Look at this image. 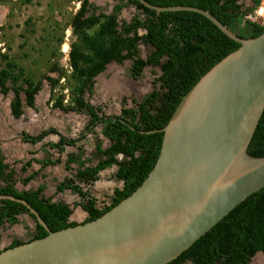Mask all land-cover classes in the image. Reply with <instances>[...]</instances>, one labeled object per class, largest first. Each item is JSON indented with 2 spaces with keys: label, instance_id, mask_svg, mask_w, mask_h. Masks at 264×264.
I'll return each mask as SVG.
<instances>
[{
  "label": "trees",
  "instance_id": "obj_1",
  "mask_svg": "<svg viewBox=\"0 0 264 264\" xmlns=\"http://www.w3.org/2000/svg\"><path fill=\"white\" fill-rule=\"evenodd\" d=\"M161 7L192 6L208 10L238 37L253 38L264 32L259 23L244 21V15L258 5L244 7L239 0H146ZM133 6L135 13L130 20L120 19L125 6ZM75 36L68 53V68L54 63L49 71L56 76L43 74L35 79L24 66L7 51L0 49V92L7 96L12 92L10 110L14 118L24 114V106L35 108L36 95L46 80L50 87L51 107L64 112L85 113L88 121L85 130L91 132L98 125L109 145L96 146L99 160L86 165L83 150L67 153L65 167L75 173L59 182L58 189L68 188L80 196L79 204L88 216L82 223L93 220L130 195L148 176L158 158L163 132L182 97L200 77L240 43L228 37L215 23L201 13L191 10H165L159 13L139 0H117L109 13H105L90 0H80L79 7L70 20ZM62 43V36L57 39ZM150 47L146 57L139 54V44ZM131 60L129 75L138 79L146 66H159L160 73L154 78L152 90L135 106L120 109L119 113L107 114L102 106L94 105L85 98L94 93L95 77L106 70L110 63ZM60 80H63L62 83ZM67 89V93L64 90ZM50 134L59 135L56 142H47L50 149L62 152L65 146H76L85 137L62 136L55 127H48L37 134L22 132V140L35 144ZM247 154L253 158L264 157V110L247 146ZM121 156V157H120ZM44 158L41 167L60 162ZM31 161L25 165L28 167ZM117 166L115 176L122 181L115 187L109 203L97 207V199L80 183L90 184L98 179L99 172ZM4 163L0 151V195L13 196L0 199V227L6 222L17 223V216L27 213L36 220L35 232L28 240L47 235L29 208L18 200H24L46 223L51 231L77 224L70 220L72 209L62 201H52L43 195L44 186L36 189L15 188V170ZM31 176V175H30ZM25 179L24 181H28ZM77 181V182H76ZM26 241L13 239L0 251ZM264 253V187L248 195L210 230L198 238L188 249L166 264H250L256 252Z\"/></svg>",
  "mask_w": 264,
  "mask_h": 264
},
{
  "label": "water",
  "instance_id": "obj_2",
  "mask_svg": "<svg viewBox=\"0 0 264 264\" xmlns=\"http://www.w3.org/2000/svg\"><path fill=\"white\" fill-rule=\"evenodd\" d=\"M139 1L157 13H201L240 46L182 97L161 129L155 165L130 195L93 220L56 231L18 200L48 233L0 251V264H166L264 187V157L246 152L264 110V32L243 39L208 10Z\"/></svg>",
  "mask_w": 264,
  "mask_h": 264
},
{
  "label": "rangeland",
  "instance_id": "obj_3",
  "mask_svg": "<svg viewBox=\"0 0 264 264\" xmlns=\"http://www.w3.org/2000/svg\"><path fill=\"white\" fill-rule=\"evenodd\" d=\"M79 2L80 0H0L1 51H7L11 56L15 57L24 66L26 72L33 75L35 79L41 78L43 74L56 76V73L49 71V67L57 63L59 67L68 68L70 44L75 38L71 31L70 20L79 7ZM90 2L99 6L103 12L109 13L117 3V0H90ZM240 2L244 7L252 4L251 0H240ZM134 13L135 8L128 5L121 10L119 18L130 20ZM59 36H62L61 44L57 42ZM138 48L141 57H146L150 51V47L143 43H140ZM130 64L131 60H125L122 63H110L106 70L97 77L93 95L89 96L86 93L85 98L94 105L102 106L107 114L119 113L123 106H135V100L139 101L146 93L152 90L154 78L159 75L160 67L146 66L142 76L134 79L128 72ZM62 81L60 80L61 83ZM64 93H67V89L64 90ZM49 96V84L46 80H43L41 89L36 95V113L33 112L29 115L31 111L24 106L26 112H24L23 117L20 119L14 118L10 113L9 107L12 97L11 91L8 92L7 96H3L0 93V108L6 116V120H10V123H12L11 127L14 125L13 130L15 129L16 131L21 129V131L34 135L39 133L40 130L58 126L56 130L58 131L59 129L60 132H58L67 138H77L81 133L85 134V137L78 141L76 146H65L62 152H58L57 149H50L46 145L47 142H45L46 139L49 142H56L58 140L56 136H59L57 134L47 135L41 142L33 146L36 147L37 151L35 154L36 159L40 161L44 158L56 160L60 156V163L52 165L49 170L52 173L53 169H59V177H55L52 174L51 176L48 175L50 188L54 187V193L51 195L53 197L57 193L55 190L56 183H58L57 180L72 176L75 173V164L71 165V169L64 167L67 153L76 152L77 148L81 147L83 150L82 157L87 159L89 165H94L98 157L94 150L95 147L100 142L101 147L105 148L109 145V141L101 134L100 125L96 126L91 132L85 130L84 126L88 121L86 114L61 112L60 109L51 107L48 102ZM43 108H48L49 110H44ZM40 111L50 114H41ZM30 116L36 121V123L33 122L31 124L33 126V128L31 127L32 129L28 128ZM45 118L48 120L43 123ZM52 137L54 140H51ZM40 161H36V163H40ZM37 166L40 169V165L37 164ZM116 168L117 166L113 165L99 175L100 179L109 182L101 183V188L104 189L103 193L97 190L99 188L98 183L90 185L94 195L99 196L100 203L110 200L113 188L116 185L121 186V182L114 176ZM18 179H20L19 183L23 184V172L20 173ZM16 186L21 188L18 183H16ZM55 198L57 199L58 195ZM69 200L70 202L79 201L76 195L71 196ZM71 218L73 220H81L82 217L75 216L74 213L70 220H72ZM34 229L32 219L28 215H21L19 223L14 225L5 224L3 226L0 232V248L8 245L13 239L28 240ZM250 264H264V253L256 254L251 259Z\"/></svg>",
  "mask_w": 264,
  "mask_h": 264
},
{
  "label": "crops",
  "instance_id": "obj_4",
  "mask_svg": "<svg viewBox=\"0 0 264 264\" xmlns=\"http://www.w3.org/2000/svg\"><path fill=\"white\" fill-rule=\"evenodd\" d=\"M239 2H240V0H239ZM96 82H97V78H96V81H95V84H94V88L96 86ZM9 107H10V102H9ZM3 108H5V107H3ZM28 109L31 111L29 115H31L33 112H35V113L37 112V110L35 108L28 107ZM43 109L44 110H49L48 108H43ZM60 111L62 112V110H60ZM24 112H26L25 108H24ZM10 113H11V110H10ZM40 113L41 114L42 113L50 114V113L43 112V111H40ZM23 115H21L17 119L22 118ZM47 120L45 118V121L43 123H45ZM33 122L36 123L35 119L33 120L32 116H30V119L28 120V128H31V127L33 128V126L31 125V124H33ZM40 123H42V121H40ZM11 125H12V123H10V120H8V121L6 120V116L3 114V111L0 108V151H1V155L4 158V163L8 164L9 169L13 168L15 170V175H14V177L16 179L15 180V185H14L15 188H17L16 183H18L21 186V188H17L18 190L36 189L39 185L42 184L44 186L43 195L45 197H51V200L55 201V202L63 201V202L69 203L70 204V208L72 209V213H71L70 217H72L74 213H75V216L82 217L81 220H77V219L73 220L71 218L72 219L71 221H76L77 223L82 222L88 216V214H87L86 211L83 210L82 206L79 204L81 199H80V196L78 194L72 193V191L70 189H68V188H65L62 192L61 191H57L56 189H58V188L55 187V190L57 191V193L54 194L53 197L51 196L54 193V187L50 188L48 175L51 176V174H52L55 177L58 176L59 169L58 170L53 169V171L51 170L52 173H50V171H49L50 167L52 165H55L56 163L55 164H48L46 166H43L42 168L40 166V169H39V167L37 166L38 163H36V161H39V159H36L37 157L35 156V154L37 153L36 147H33L37 143L32 144L30 142L23 141L22 140V132H26V131H23V130L21 131V129H20V131H16L15 129L13 130L14 125L12 127H11ZM55 128L57 129L58 126H56ZM58 131H59V129H58ZM26 133H28V132H26ZM56 137L59 139V136H56ZM44 138H46V137H44ZM51 140H54V138L52 137ZM45 142H49V140L46 139ZM94 150L96 151V147H95ZM30 160H32L31 164L28 167H26L25 165ZM98 160H99V157H97L96 162ZM86 165H89V164L86 162ZM106 169H104V170H106ZM47 170H48V172H47ZM104 170L100 171L99 175ZM22 172H23V177H24L23 181L25 179H28L29 177H31L28 181H24L23 184L19 183L20 179H18L20 173H22ZM114 176H115V173H114ZM69 177H71V176H69ZM65 178H61V179H58V180L59 181H63ZM115 178H116V176H115ZM99 180H100V182H99ZM119 182H121V186H122V181L119 180ZM93 183H95V184L98 183V186L101 187V185L103 183H109V182H106V181H104V179H100V177H99L96 181H94V182H92L90 184H87V185H85V183H80L82 189L89 190L90 195L94 196L95 198H97L96 195H94L92 189L90 188L91 187L90 185H92ZM121 186L120 185H118V186L116 185L115 187H121ZM113 190H114V188H113ZM57 195H58V198L56 199L55 197H57ZM73 195H76L77 198L79 199V201H77V202L71 201L70 202L69 198H71V196H73ZM109 201L110 200H108L107 202H104V203H100L99 201H97L96 205H97V207L100 208V207H103L105 204L109 203ZM5 224L6 223H4L0 227V232H1V230H2V228H3V226ZM6 246H4V247H6ZM4 247H2V248H4Z\"/></svg>",
  "mask_w": 264,
  "mask_h": 264
},
{
  "label": "built area",
  "instance_id": "obj_5",
  "mask_svg": "<svg viewBox=\"0 0 264 264\" xmlns=\"http://www.w3.org/2000/svg\"><path fill=\"white\" fill-rule=\"evenodd\" d=\"M243 19L244 21L259 23L264 26V0H259L258 5L252 10L247 11Z\"/></svg>",
  "mask_w": 264,
  "mask_h": 264
},
{
  "label": "flooded vegetation",
  "instance_id": "obj_6",
  "mask_svg": "<svg viewBox=\"0 0 264 264\" xmlns=\"http://www.w3.org/2000/svg\"><path fill=\"white\" fill-rule=\"evenodd\" d=\"M69 112H76V111H69ZM78 113V112H77ZM81 113V112H80ZM85 114V113H84ZM62 136H64V135H62ZM66 137V136H65ZM67 138V137H66ZM44 139V138H43ZM42 139V140H43ZM58 141V140H57ZM60 163V162H59ZM64 167H65V162H64ZM66 168V167H65ZM65 178V177H64ZM99 178V177H98ZM58 181V183H56V188H58V184H59V182H61V181H59V180H57ZM96 181V180H95ZM57 191H59V189H56ZM97 190L99 191V192H103V190L104 189H102L101 187H99V188H97ZM62 192V191H61ZM42 193H44V189H43V192ZM113 194V193H112ZM97 198V201H99V196H96ZM63 202V201H62ZM64 203H66V202H64ZM67 204H69V203H67ZM69 206H70V204H69ZM23 214H25V215H28L27 213H21V214H19L18 216H17V218H18V220H19V218L21 217V215H23ZM31 219H32V221H33V224H34V228H35V225H36V220L33 218V217H31L30 215H28ZM70 218V217H69ZM39 222V221H38ZM6 223V222H5ZM17 223H19V221L17 222ZM17 223H15V224H17ZM14 225V224H13ZM34 232H35V229H34ZM34 232L32 233V235L31 236H33V234H34ZM255 256V255H254Z\"/></svg>",
  "mask_w": 264,
  "mask_h": 264
},
{
  "label": "clouds",
  "instance_id": "obj_7",
  "mask_svg": "<svg viewBox=\"0 0 264 264\" xmlns=\"http://www.w3.org/2000/svg\"><path fill=\"white\" fill-rule=\"evenodd\" d=\"M95 81H96V78H95ZM41 142V141H40ZM38 143V142H37ZM43 160V159H42ZM40 161V160H39ZM38 161V162H39ZM40 166H41V162L40 163H38ZM80 223H82V222H80ZM6 224H8V223H6ZM78 224V223H77ZM13 225V224H12ZM0 249H3V248H0Z\"/></svg>",
  "mask_w": 264,
  "mask_h": 264
}]
</instances>
